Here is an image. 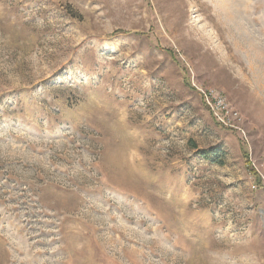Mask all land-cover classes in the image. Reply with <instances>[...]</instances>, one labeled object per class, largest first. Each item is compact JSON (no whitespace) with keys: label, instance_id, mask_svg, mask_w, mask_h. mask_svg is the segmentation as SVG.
Segmentation results:
<instances>
[{"label":"rangeland","instance_id":"374dc122","mask_svg":"<svg viewBox=\"0 0 264 264\" xmlns=\"http://www.w3.org/2000/svg\"><path fill=\"white\" fill-rule=\"evenodd\" d=\"M0 264H264V0H0Z\"/></svg>","mask_w":264,"mask_h":264},{"label":"built area","instance_id":"2783aa9c","mask_svg":"<svg viewBox=\"0 0 264 264\" xmlns=\"http://www.w3.org/2000/svg\"><path fill=\"white\" fill-rule=\"evenodd\" d=\"M197 90H199L206 107L220 126L240 131L239 114L229 107L226 99L220 93L213 89L204 90L200 87H197Z\"/></svg>","mask_w":264,"mask_h":264},{"label":"trees","instance_id":"16d2710c","mask_svg":"<svg viewBox=\"0 0 264 264\" xmlns=\"http://www.w3.org/2000/svg\"><path fill=\"white\" fill-rule=\"evenodd\" d=\"M252 173L256 178H258V180H260L259 174L254 169H252Z\"/></svg>","mask_w":264,"mask_h":264}]
</instances>
